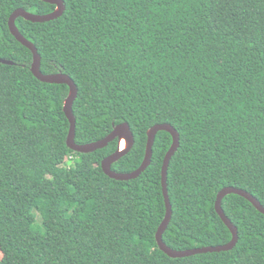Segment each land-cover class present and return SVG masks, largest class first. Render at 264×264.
Instances as JSON below:
<instances>
[{
	"label": "trees",
	"instance_id": "1",
	"mask_svg": "<svg viewBox=\"0 0 264 264\" xmlns=\"http://www.w3.org/2000/svg\"><path fill=\"white\" fill-rule=\"evenodd\" d=\"M62 1L58 18L15 25L42 74L76 85L75 143L126 123L134 142L111 170L130 173L147 130L172 126L179 147L167 168L163 243L176 251L228 243L218 192L243 190L264 207V0ZM17 9L44 15L55 6L0 0V59L13 63H0V264H264V215L235 194L221 200L237 228L232 250L170 258L158 249L171 136L156 134L149 166L128 181L100 167L117 139L91 153L68 149V87L32 75V54L7 25Z\"/></svg>",
	"mask_w": 264,
	"mask_h": 264
},
{
	"label": "water",
	"instance_id": "2",
	"mask_svg": "<svg viewBox=\"0 0 264 264\" xmlns=\"http://www.w3.org/2000/svg\"><path fill=\"white\" fill-rule=\"evenodd\" d=\"M41 1L55 6L54 11L49 14L37 15L26 12L22 9H17L9 16L7 25L10 34L15 38V40L31 52L32 63H31L30 71L32 75L43 83L57 84V85L62 84L68 87V91H69L68 96L63 103V113L69 124L68 133L66 136L67 148L77 153H91L98 149H102L106 147L108 143L117 139L118 142L117 150L112 155L103 159L101 161L100 167L103 173L110 179L117 181H128L137 178L149 166L152 156V146L156 134L160 131H164L168 133L171 136L172 143L164 156L162 168H161V185H162V192H163L164 204H165V215L159 227L157 228V231L154 236L155 243L158 249L170 258H185L197 254L226 252L232 250L238 240L237 228L233 226L231 222L224 215V212L221 208V200L230 194L238 195L244 198L245 200H247L259 213L264 215V207H262L261 204L253 196H251L249 193L243 190H239L233 187H225L221 189L216 196V200L214 204V208L217 215L219 216V218L221 219V221L224 223V225L227 227V229L231 234V240L228 243L214 247L208 246V247L195 248V249L183 250V251L172 250L163 243L162 235L168 223L170 222L172 215L171 205L169 203V199L167 195L166 174L170 159L172 158V156L175 154V152L179 147V135L172 126L168 124H157L147 130L146 133L147 142H146L143 160L140 166L135 171L130 173H117L111 170V165L117 160H119L123 155H125L131 149L134 142L133 135L130 131L129 126L126 123H122L117 126H114L112 131L102 140L88 144H83V145H78L75 143L74 141L75 118L72 114V105L77 94L76 85L69 76L62 73L48 74V75L42 74L40 71L41 58L37 53V49L31 42H29L26 38H24L20 34L19 30L15 25V20L17 18H22L31 23H44L54 20L62 15L65 8L62 0H41ZM0 63L13 65L11 61L2 60V59H0ZM122 140H124V142L126 143L125 147L123 148H121L120 146Z\"/></svg>",
	"mask_w": 264,
	"mask_h": 264
},
{
	"label": "bare ground",
	"instance_id": "3",
	"mask_svg": "<svg viewBox=\"0 0 264 264\" xmlns=\"http://www.w3.org/2000/svg\"><path fill=\"white\" fill-rule=\"evenodd\" d=\"M125 145H126V143L124 142V140H122L121 144H120L121 148L125 147Z\"/></svg>",
	"mask_w": 264,
	"mask_h": 264
},
{
	"label": "rangeland",
	"instance_id": "4",
	"mask_svg": "<svg viewBox=\"0 0 264 264\" xmlns=\"http://www.w3.org/2000/svg\"><path fill=\"white\" fill-rule=\"evenodd\" d=\"M37 221H39V218L37 217Z\"/></svg>",
	"mask_w": 264,
	"mask_h": 264
}]
</instances>
